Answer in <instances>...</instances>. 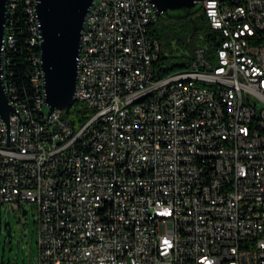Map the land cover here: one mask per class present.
<instances>
[{"label":"built area","instance_id":"2783aa9c","mask_svg":"<svg viewBox=\"0 0 264 264\" xmlns=\"http://www.w3.org/2000/svg\"><path fill=\"white\" fill-rule=\"evenodd\" d=\"M26 2L35 90L29 105L10 81L7 31L3 77L20 110L0 122V241L3 211L30 202L38 264H264V0H203L221 39L213 57L200 45L162 76L147 26L155 3L95 0L76 90L90 115L79 127L64 109L48 114L38 14ZM182 76L212 90L176 88ZM144 163L154 170L130 177Z\"/></svg>","mask_w":264,"mask_h":264},{"label":"water","instance_id":"95a60500","mask_svg":"<svg viewBox=\"0 0 264 264\" xmlns=\"http://www.w3.org/2000/svg\"><path fill=\"white\" fill-rule=\"evenodd\" d=\"M9 1L0 0V115L9 121L16 111L6 89L4 44L9 17ZM158 15H192L203 7V0H152ZM95 0H35L41 36L40 57L48 114L66 109L76 100L82 33ZM28 210L22 209L26 214ZM34 214V213H33Z\"/></svg>","mask_w":264,"mask_h":264},{"label":"trees","instance_id":"16d2710c","mask_svg":"<svg viewBox=\"0 0 264 264\" xmlns=\"http://www.w3.org/2000/svg\"><path fill=\"white\" fill-rule=\"evenodd\" d=\"M27 6L26 0H18L13 14L8 19L7 31L13 34L15 40L14 45L8 48L7 56L10 59L8 70L12 71L10 81L17 86L20 95L28 99L29 105H32L31 95L33 96L35 89L30 76L35 67L32 59L38 52V47L30 41L33 32L30 29ZM148 35L154 36L151 38L159 41L161 47L153 64L156 76L189 66L195 57V49L200 45L205 46L207 56L212 58L221 41L203 7L192 15H159L150 25ZM63 114L73 121L75 127H79L89 117L90 110L83 101L77 99L70 107L64 109Z\"/></svg>","mask_w":264,"mask_h":264},{"label":"rangeland","instance_id":"374dc122","mask_svg":"<svg viewBox=\"0 0 264 264\" xmlns=\"http://www.w3.org/2000/svg\"><path fill=\"white\" fill-rule=\"evenodd\" d=\"M25 208L28 210L26 214L22 213V209L3 211L0 264H38V207L36 203L27 202Z\"/></svg>","mask_w":264,"mask_h":264},{"label":"bare ground","instance_id":"6f19581e","mask_svg":"<svg viewBox=\"0 0 264 264\" xmlns=\"http://www.w3.org/2000/svg\"><path fill=\"white\" fill-rule=\"evenodd\" d=\"M155 20L156 19L154 17H147L148 30L150 25H152V23ZM37 26H38V31H40L38 20H37ZM150 49L152 50V59H157L159 56V43L157 40L152 39L151 37H150ZM40 53H41V49H40ZM43 81L44 80H40L41 93H45ZM185 87H194V89L198 92H207V90H212V82H197V80L193 76H182L181 78L176 80V88H185ZM227 87L229 89H236L238 95L246 94V85L244 83H240V81L227 80ZM6 89L10 97L11 103L15 106L16 110H20V102L15 96H11V90L9 88ZM0 122H5V120L1 117V115H0ZM257 129H264V122H257ZM153 170H154V163H144L143 169H130V177H146V173H151Z\"/></svg>","mask_w":264,"mask_h":264}]
</instances>
